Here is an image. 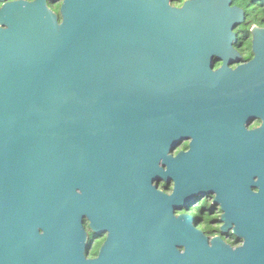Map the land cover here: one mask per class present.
<instances>
[{
	"label": "water",
	"instance_id": "obj_1",
	"mask_svg": "<svg viewBox=\"0 0 264 264\" xmlns=\"http://www.w3.org/2000/svg\"><path fill=\"white\" fill-rule=\"evenodd\" d=\"M49 1H63L61 21ZM0 3V228L20 218L27 235L42 230L19 256L0 246V264H100L85 257L86 216L98 226L103 217L168 219L171 241L185 242L183 264H264L263 151L243 169L217 163L200 180L172 175L164 201L150 186L168 180L163 163L184 123L263 96L264 29L251 30L254 59L232 70L245 20L233 0ZM215 58L224 61L216 72ZM199 156L179 158L198 171ZM208 195L243 247L209 246L193 217L175 216Z\"/></svg>",
	"mask_w": 264,
	"mask_h": 264
},
{
	"label": "flooded vegetation",
	"instance_id": "obj_2",
	"mask_svg": "<svg viewBox=\"0 0 264 264\" xmlns=\"http://www.w3.org/2000/svg\"><path fill=\"white\" fill-rule=\"evenodd\" d=\"M62 2H48V6L57 14L59 21H61ZM0 5L3 4L0 3ZM259 5L262 26L255 27L264 29V1ZM246 15L245 12V20ZM0 28L5 29L6 26L0 24ZM236 30L237 40L233 44L232 52L237 53L238 58L230 61L229 67L232 70L249 64L255 56L254 34L252 32L238 33ZM262 46L264 47V42ZM223 65V60L215 58L213 71L220 70ZM214 99L219 101L220 98ZM252 100L254 102L250 104L245 102L241 104L239 100H234L229 107L218 105L213 108L210 115H201L183 124L181 130L174 135L169 157L163 163V170L167 173L168 180H151L150 182L153 191L161 193L162 201L168 199L174 191L175 183L171 181L174 180L171 177L174 174L181 175L180 180H194V176L200 180L204 178L208 169L211 166L215 167L217 163L225 167L233 166L243 169L248 164L249 153L254 152L256 147L258 156L261 158V153L264 152V94ZM241 126L243 128L237 131V128ZM261 129H263V135H261ZM256 131H259L258 135L252 133ZM191 150L200 153L198 171L194 170L191 162H185L179 158L186 156ZM240 174L238 172L237 176ZM219 178L220 176L217 175L215 180ZM239 180H249V177ZM214 201V195H208L202 199L196 197L187 208L175 212V216L188 214L193 217V224L208 240L209 246H212L214 242L216 245L226 246L232 250L243 247L245 240L235 232L234 225L224 229V225L220 223L222 209L220 205H215ZM12 222L14 223L8 220L0 228V246L7 257L19 256L27 241L36 245L38 236L42 234L41 228H37V234L34 231L27 235L25 226L20 225V218ZM154 222L156 224H153ZM83 226L86 239L85 257L89 262L97 260L100 264H170V262L183 264L182 261L184 262L185 242L181 240V237L178 241H171L170 230L175 229L176 226L170 225L168 219L165 220L163 217L161 223L157 218H153L152 224L134 225L116 224L115 220L103 217L102 224L98 226L93 224L89 216H86ZM172 246L174 251L171 254Z\"/></svg>",
	"mask_w": 264,
	"mask_h": 264
},
{
	"label": "trees",
	"instance_id": "obj_3",
	"mask_svg": "<svg viewBox=\"0 0 264 264\" xmlns=\"http://www.w3.org/2000/svg\"><path fill=\"white\" fill-rule=\"evenodd\" d=\"M264 0H233V5L243 8L246 15L244 24L237 28L238 33H250L255 26H262L260 22V5ZM186 0H173V4L181 7Z\"/></svg>",
	"mask_w": 264,
	"mask_h": 264
},
{
	"label": "bare ground",
	"instance_id": "obj_4",
	"mask_svg": "<svg viewBox=\"0 0 264 264\" xmlns=\"http://www.w3.org/2000/svg\"><path fill=\"white\" fill-rule=\"evenodd\" d=\"M174 5V4H173ZM175 6V5H174ZM176 7H178V6H176Z\"/></svg>",
	"mask_w": 264,
	"mask_h": 264
},
{
	"label": "clouds",
	"instance_id": "obj_5",
	"mask_svg": "<svg viewBox=\"0 0 264 264\" xmlns=\"http://www.w3.org/2000/svg\"><path fill=\"white\" fill-rule=\"evenodd\" d=\"M0 6H2V5H0Z\"/></svg>",
	"mask_w": 264,
	"mask_h": 264
}]
</instances>
